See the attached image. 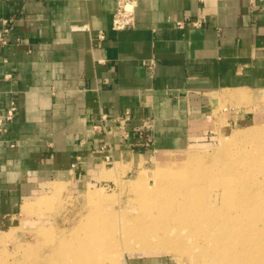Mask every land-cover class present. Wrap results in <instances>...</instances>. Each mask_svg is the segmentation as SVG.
Returning a JSON list of instances; mask_svg holds the SVG:
<instances>
[{"label": "crops", "instance_id": "obj_1", "mask_svg": "<svg viewBox=\"0 0 264 264\" xmlns=\"http://www.w3.org/2000/svg\"><path fill=\"white\" fill-rule=\"evenodd\" d=\"M124 2L134 24L114 31ZM0 18V114L17 105L0 131V230L49 184L79 193L115 163L247 125L264 100V0H0ZM126 112L127 137L109 120L110 136L91 133Z\"/></svg>", "mask_w": 264, "mask_h": 264}, {"label": "rangeland", "instance_id": "obj_2", "mask_svg": "<svg viewBox=\"0 0 264 264\" xmlns=\"http://www.w3.org/2000/svg\"><path fill=\"white\" fill-rule=\"evenodd\" d=\"M259 103L247 125L128 173L115 163L79 193L49 184L0 230V264H264Z\"/></svg>", "mask_w": 264, "mask_h": 264}, {"label": "built area", "instance_id": "obj_3", "mask_svg": "<svg viewBox=\"0 0 264 264\" xmlns=\"http://www.w3.org/2000/svg\"><path fill=\"white\" fill-rule=\"evenodd\" d=\"M127 3H122L118 5L116 8L113 16H112V30L119 31L123 29H127L133 26L134 19H133V12L131 10V7H127ZM12 19L8 18H0V26L2 27L0 32V43H4L5 40L3 38V34L7 33L8 26L11 24ZM178 27L182 26V23L177 24ZM99 38H102V35L99 36ZM17 111V105L15 102H11L8 109L6 110L5 114H0V131H3V125L5 122L11 121L15 113ZM130 119V113L126 112L124 116L122 117H114L112 119H108L106 115L101 116V123L92 125L91 126V133L94 135L96 133H102L105 136H110L112 132L110 130H107L106 127L102 124L104 121H111L113 124L117 125V128L119 131H123L121 135H119V138H125L127 137L124 130L125 125ZM104 147L110 148V146L103 145L101 146L100 150H103Z\"/></svg>", "mask_w": 264, "mask_h": 264}, {"label": "bare ground", "instance_id": "obj_4", "mask_svg": "<svg viewBox=\"0 0 264 264\" xmlns=\"http://www.w3.org/2000/svg\"><path fill=\"white\" fill-rule=\"evenodd\" d=\"M127 7H129V6H127ZM247 137V135H245V136H243L242 134H238V136L236 137V138H234V140H231V138L230 139H227L226 141V143H224L225 145L226 144H228V143H230V142H233V141H236V140H238V141H241L242 139H244V138H246ZM225 139V138H224ZM225 141V140H224ZM236 195V198H237V194H235ZM207 201H206V207H207ZM35 205V203L33 202V203H30V202H26V203H24L23 205H22V207H21V211L22 212H24L25 214H27V213H29L31 210H32V208H33V206ZM211 216V215H210ZM209 217H207V219H208ZM226 242V241H225ZM221 246V249H224V247L226 246V245H224V247L222 246V245H220ZM220 246L218 247V245L216 244V246H214V247H212L214 250H213V252H217V251H220V249H218V248H220Z\"/></svg>", "mask_w": 264, "mask_h": 264}]
</instances>
